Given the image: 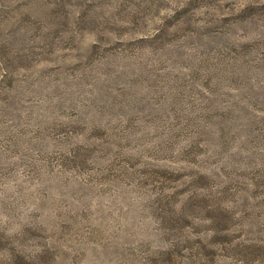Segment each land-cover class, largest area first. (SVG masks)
Here are the masks:
<instances>
[{
  "label": "rangeland",
  "instance_id": "374dc122",
  "mask_svg": "<svg viewBox=\"0 0 264 264\" xmlns=\"http://www.w3.org/2000/svg\"><path fill=\"white\" fill-rule=\"evenodd\" d=\"M0 264H264V0H0Z\"/></svg>",
  "mask_w": 264,
  "mask_h": 264
}]
</instances>
